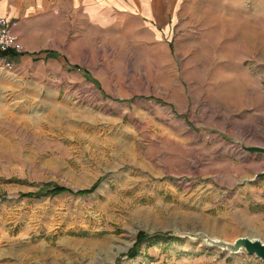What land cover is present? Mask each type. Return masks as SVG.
Masks as SVG:
<instances>
[{
	"label": "rangeland",
	"instance_id": "rangeland-1",
	"mask_svg": "<svg viewBox=\"0 0 264 264\" xmlns=\"http://www.w3.org/2000/svg\"><path fill=\"white\" fill-rule=\"evenodd\" d=\"M161 1L0 68V264H264V0Z\"/></svg>",
	"mask_w": 264,
	"mask_h": 264
},
{
	"label": "crops",
	"instance_id": "crops-1",
	"mask_svg": "<svg viewBox=\"0 0 264 264\" xmlns=\"http://www.w3.org/2000/svg\"><path fill=\"white\" fill-rule=\"evenodd\" d=\"M0 0V16L8 17L29 54L68 63L77 59L75 39L91 31L120 28L143 32L153 39L156 30L170 32L161 0ZM110 11V17H107ZM158 18V21L156 20ZM126 19V22L123 20ZM133 20V23L130 21ZM86 32V34H85ZM81 51L77 54H83ZM23 56H19L21 61ZM68 65V64H66ZM70 68L69 66H66ZM81 69V68H79Z\"/></svg>",
	"mask_w": 264,
	"mask_h": 264
},
{
	"label": "built area",
	"instance_id": "built-area-1",
	"mask_svg": "<svg viewBox=\"0 0 264 264\" xmlns=\"http://www.w3.org/2000/svg\"><path fill=\"white\" fill-rule=\"evenodd\" d=\"M10 53L7 56L2 53ZM27 52L10 18L0 16V68H13L12 58Z\"/></svg>",
	"mask_w": 264,
	"mask_h": 264
},
{
	"label": "water",
	"instance_id": "water-1",
	"mask_svg": "<svg viewBox=\"0 0 264 264\" xmlns=\"http://www.w3.org/2000/svg\"><path fill=\"white\" fill-rule=\"evenodd\" d=\"M249 151H256L264 153V147L262 146H248ZM257 178L264 177V171L258 173ZM219 242H212V245L219 246L221 249L230 253H241L246 250L247 253L257 256L264 261V241L259 237L241 236L237 238L233 243L216 238ZM209 241V240H208Z\"/></svg>",
	"mask_w": 264,
	"mask_h": 264
},
{
	"label": "trees",
	"instance_id": "trees-1",
	"mask_svg": "<svg viewBox=\"0 0 264 264\" xmlns=\"http://www.w3.org/2000/svg\"><path fill=\"white\" fill-rule=\"evenodd\" d=\"M10 53H2V55H4V56H7V55H9ZM14 57H16V56H14ZM64 190H67L66 188H64V187H61V186H55V187H53L52 189H50L48 192H52V193H57V192H62V191H64ZM88 191H90V190H81V191H79L78 193L79 194H84V193H87ZM147 236H149L148 234H146V233H144V232H141L139 235H138V242H141V241H143ZM136 255V253L135 252H130L129 253V256L130 257H134Z\"/></svg>",
	"mask_w": 264,
	"mask_h": 264
},
{
	"label": "bare ground",
	"instance_id": "bare-ground-1",
	"mask_svg": "<svg viewBox=\"0 0 264 264\" xmlns=\"http://www.w3.org/2000/svg\"><path fill=\"white\" fill-rule=\"evenodd\" d=\"M194 237V236H193ZM207 238H209V237H207ZM206 238V239H207ZM216 239V238H215ZM209 241H208V243L210 244V245H212L213 243L212 242H219V240H214V238L213 239H208ZM222 249H223V247H222Z\"/></svg>",
	"mask_w": 264,
	"mask_h": 264
}]
</instances>
